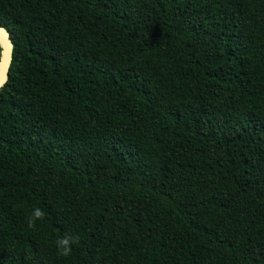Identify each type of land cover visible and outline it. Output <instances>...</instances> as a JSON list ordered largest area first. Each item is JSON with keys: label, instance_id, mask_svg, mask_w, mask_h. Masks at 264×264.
I'll return each instance as SVG.
<instances>
[{"label": "trees", "instance_id": "1", "mask_svg": "<svg viewBox=\"0 0 264 264\" xmlns=\"http://www.w3.org/2000/svg\"><path fill=\"white\" fill-rule=\"evenodd\" d=\"M0 24V264H264V0H0Z\"/></svg>", "mask_w": 264, "mask_h": 264}, {"label": "water", "instance_id": "2", "mask_svg": "<svg viewBox=\"0 0 264 264\" xmlns=\"http://www.w3.org/2000/svg\"><path fill=\"white\" fill-rule=\"evenodd\" d=\"M0 83L4 85L8 82L10 77V69L13 62L14 43L11 33L0 24ZM1 90V89H0Z\"/></svg>", "mask_w": 264, "mask_h": 264}, {"label": "clouds", "instance_id": "3", "mask_svg": "<svg viewBox=\"0 0 264 264\" xmlns=\"http://www.w3.org/2000/svg\"><path fill=\"white\" fill-rule=\"evenodd\" d=\"M4 86H5L4 83H0V89H3ZM43 216H44V213L41 209L39 208L34 209L32 215L27 218L28 227L33 228L35 226L36 220L42 219ZM75 242L76 241L70 234L65 233V235L62 238L56 241L58 255H61L64 257L69 256L72 251V244Z\"/></svg>", "mask_w": 264, "mask_h": 264}]
</instances>
